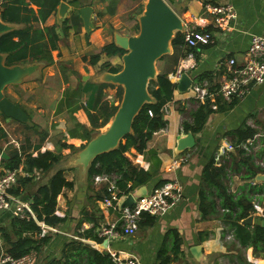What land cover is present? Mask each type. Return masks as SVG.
<instances>
[{
	"label": "crops",
	"instance_id": "1",
	"mask_svg": "<svg viewBox=\"0 0 264 264\" xmlns=\"http://www.w3.org/2000/svg\"><path fill=\"white\" fill-rule=\"evenodd\" d=\"M26 1L38 14V5L31 0ZM62 1L68 5L62 16L58 13L59 4L45 21L37 20L33 23L39 28L57 27L59 34L57 47L50 50L53 61L32 62L38 65V69L31 75L33 77L16 83L18 90L11 89L13 84L6 86L4 90L6 95L25 109L29 120L34 121L30 114L34 111L37 118L34 122L38 127L43 125L45 128L43 133H36L39 138L37 142L32 136L26 137V145L21 140V145L12 146L8 142L10 140L2 137L0 147L7 157H9L7 151L15 148L18 150L23 148L24 151L32 152L36 156L39 151H56L61 142L78 147L76 150L70 147L63 148L62 160L50 170H35L30 173L25 171L21 164L20 176L32 177V180L25 185H22L21 181L13 185L20 188L21 194L12 193L9 189L12 195L22 202H28L32 207V197L38 187L47 182L57 169L64 168L65 177L75 182L73 188L65 187L57 196L55 213L61 217L67 216L66 221L57 225H48L37 219L33 208L35 216L23 218L28 220L34 218L42 228L39 233L29 230L25 231L24 235L39 241L45 235L50 237L38 249L28 251L37 253L36 264H50L51 259L64 256L72 249L73 241L90 244L100 252L109 253L111 258L112 252H121L123 256L129 253L135 254L139 258V264H233L239 263V254L246 258L249 264H264V257L257 255L264 251L255 252L252 246H244L235 237H228L232 232H229L231 228H226L224 221L218 217L221 209L213 213L208 212L204 216L201 210L203 171L206 164L212 156L214 157L224 138L239 144L237 141L242 134L240 129L249 126L255 132L245 141L255 140V147L245 151V155L252 157V163L247 166L238 164L240 152L238 149L231 151L224 157L222 163L228 168L224 180L229 191L236 195L242 192L248 193L252 197V204L261 205L260 210L253 207L250 211L247 218L252 216L253 221L248 223L252 225L261 223L264 218V83L253 84L248 94L233 99L231 103L218 98L216 108L213 107L215 102L212 99L199 100L193 91L188 93L190 89L179 91L176 86L173 99L165 105L167 125L154 132L147 142L145 153H139L131 148L126 155L136 165L145 169L151 168L153 171L150 180L129 192L135 199L158 187L157 183L161 180L166 182L171 179H178L183 186L180 199L163 215L152 216L154 218L151 220L141 219L139 228L132 235L119 232L117 237L109 239L101 237L102 240L98 242L84 234L85 230L95 227L98 235L99 227L108 226L114 221L118 222L119 228L122 227L120 220L122 203L129 193L119 196V190L109 174L108 179L99 181L95 176L91 184L89 183L88 169L85 171L81 166L72 163L74 154L87 142L81 137L84 131L80 130L77 136H71L70 131L77 122L92 128L87 110L95 111L99 84L105 82L99 79L101 73L106 71L101 70L102 64L110 61L115 66H123L120 54L108 56L102 52L97 63L92 62V55L101 52L106 43L114 41L116 32L123 35L136 34V32H127V29L130 23H135V26H132L134 28L139 24V16L145 9L146 0H77V5L69 3L68 0ZM166 1L183 20V31L187 24H192L198 29L210 30L213 33V43L200 45L194 49L196 66L188 71L193 81L201 85L205 84L211 90L217 89L226 74L227 59L234 57L240 63L245 62L252 36L264 35V0ZM217 3H231L236 10L237 16L231 21L228 29L218 27L213 15L205 9L206 4ZM85 5L93 8L91 16L93 26L90 31L86 30L79 11ZM74 13H78L80 18H70ZM68 18L65 30L63 23ZM8 24L12 29L20 26L16 23ZM183 47L184 44H179L175 48L171 44L170 52L157 61L158 73L167 72L171 81L175 83H178V79L175 80L171 75L182 57ZM77 86L82 87L83 91L78 103L79 107L74 111L69 110L65 105L59 109L61 102L65 104L67 90L75 89ZM119 86L114 84L105 87L102 100L119 105L118 102L121 101ZM205 103H208L212 110L202 128L196 133L186 131L183 122H193V111ZM0 122L5 129L4 124L10 123V120L2 115ZM59 132H63L60 133L61 137L58 135ZM187 135H191V139L181 143V139ZM43 136L45 138L41 142ZM36 144L41 145L39 150L34 149ZM71 153L69 162L63 164L64 157ZM215 165L221 166L216 163ZM248 166L256 170L253 176L246 175L249 173ZM4 170L6 168L0 163V171ZM104 186H107L110 194L97 199L94 193L103 191ZM111 186L115 188L110 189ZM206 190L211 192L209 189ZM112 193L117 199H112L109 205L104 201L106 198H112ZM209 197L219 201L215 194L210 193ZM12 216L14 215L11 211L1 213L0 226L11 230ZM105 239L107 244H104ZM1 252L8 253L0 231ZM78 264H87V262L85 259H80Z\"/></svg>",
	"mask_w": 264,
	"mask_h": 264
},
{
	"label": "trees",
	"instance_id": "2",
	"mask_svg": "<svg viewBox=\"0 0 264 264\" xmlns=\"http://www.w3.org/2000/svg\"><path fill=\"white\" fill-rule=\"evenodd\" d=\"M38 5V14L36 10L29 6L26 0H3L2 8L0 10V17L4 22L11 24H19L9 31L0 34V52L5 55L4 63L8 66L16 64H27L32 62L44 61L45 63L52 62L50 50L57 47L56 41L59 39L56 26L39 28L34 26V21H45L52 12L56 10L62 0H31ZM69 3L77 5V0H68ZM70 18H80L78 13H74ZM69 18L64 21V28L67 29V22ZM136 30H139V24L136 25ZM17 38V39H16ZM172 46L177 47L179 44H184V36L182 31H177L175 37L171 42ZM190 50V48H188ZM106 53L108 56L126 52L125 49L118 46L111 41L106 43L101 52L92 55V62L97 63L100 59L101 53ZM184 53H182L183 55ZM165 56V55H164ZM162 56L160 59L164 58ZM122 68V65L115 66L110 61H105L101 70H109L117 72ZM114 85L113 83H100L97 92L95 111L87 110L92 128L77 122L75 127L70 131L71 136H77L80 130L84 131L81 137L85 140H90L95 132H99V128L109 123L114 116L119 105L111 103L108 100H102V94L105 87ZM177 83L171 81L167 72H160L156 78L151 79L149 83V92L153 97V101L147 102L140 109L133 122V131L127 134L120 142L118 147L108 152H103L97 155L91 162L88 168L89 183L93 177L99 174L111 175L112 181L119 190L118 195L122 196L128 194L138 185L146 183L153 175L151 168L145 169L136 165L127 155L126 152L134 148L139 153L147 151V142L152 138L155 131L164 128L168 120L165 118V105L174 97V91ZM82 87L77 86L75 89H69L66 92L65 104L60 103L59 109L64 105L71 111L79 107V100L82 96ZM123 87L119 86V97L122 98ZM233 102V101H232ZM231 103V102H230ZM24 109V108H23ZM25 110V109H24ZM211 107L208 103L199 105L192 113L193 122L184 121L183 127L186 131L191 133L198 132L204 125L207 117L211 112ZM152 112V114H151ZM6 118L7 116L1 112ZM24 123L27 128H33L38 132L37 124L31 122ZM254 129L247 126L240 129L239 144L244 142L247 138L254 134ZM7 138V131L3 128L0 122V139ZM45 136L41 138L44 141ZM60 147L56 151L46 150L34 156L32 152L24 151L23 148H17L7 151L9 157H2V149L0 147V163L6 169H16L23 164V169L27 172L33 173L35 170H50L55 164L60 162L63 158L61 150L70 147L72 150L78 149L73 144L61 142ZM237 144V143H236ZM85 144L81 145V148ZM40 144H36L34 149L39 150ZM149 150V149H148ZM240 152V159L237 160L240 165H248L252 163V157L245 155L246 152L242 148H238ZM154 153V151H152ZM235 165V163L233 164ZM249 173L247 176H253L256 172L254 168L247 167ZM227 165L216 166L214 157L212 156L206 164L203 171V185L201 191V210L202 215L208 212L213 213L221 209L218 215L224 221L227 227L231 228L234 237L244 246H252L255 252L264 251V226L261 223L254 225L245 221L250 211L253 210L252 197L248 193L235 194L229 191L224 178L227 175ZM65 169L59 168L51 176V178L41 184L36 193L33 195L32 208L36 213L38 220L45 222L48 225H57L66 221L67 216L61 217L55 213L57 196L61 193L62 189L73 188L75 182L68 180L64 175ZM3 171H0V175ZM115 175V177H113ZM32 180V177H19L22 185H25ZM165 180L157 183V186L162 185ZM90 186V185H89ZM209 189L211 192H207ZM12 193L21 194L20 188L11 187ZM210 193L215 194L219 201L217 202L214 197H209ZM110 191L107 186H104L103 191H96L94 196L98 199L108 196ZM96 199V200H97ZM207 200H209L207 202ZM148 212L143 213L142 221L147 219L151 220L154 217ZM11 230L7 227L0 226V231L5 240V249L9 254L20 256L25 254L31 249H38L42 244L47 242L50 237L43 236L40 241L34 239L29 235H24L25 231L40 232L42 228L34 218L23 219L14 217L10 219ZM86 236L97 240H102L95 232V227L85 230ZM68 245L70 243H67ZM72 249L64 256L51 259L50 264H78L80 259H85L87 264H116L109 253L100 252L98 249L93 248L90 244L73 241ZM83 255V256H82ZM239 256L240 264H249L250 262ZM81 257V258H80ZM164 264V263H162Z\"/></svg>",
	"mask_w": 264,
	"mask_h": 264
},
{
	"label": "water",
	"instance_id": "3",
	"mask_svg": "<svg viewBox=\"0 0 264 264\" xmlns=\"http://www.w3.org/2000/svg\"><path fill=\"white\" fill-rule=\"evenodd\" d=\"M67 7L65 2L60 3V16ZM79 11L86 30L90 31L93 26V8L85 5ZM183 28V20L166 0H146L145 9L139 16L138 32L134 35L115 33L114 43L126 50L122 54L123 66L117 72H102L99 79L122 86V98L107 128L94 134L85 146L74 154V165H79L87 171L97 155L115 149L121 140L133 131L136 115L145 103L153 101L148 87L150 80L158 75L157 61L170 52L172 39L177 31H183ZM11 29L12 26L0 18V34ZM4 58L5 55L0 52V111L7 117L26 123L29 121V115L19 103L6 95L4 90L6 86L20 83L30 77L38 69V65L30 63L8 66L4 63ZM192 82L193 78L184 72L178 79L179 91H187ZM190 139L191 135H187L181 139V143ZM2 156L7 157L5 152ZM135 200L134 195L129 193L122 207H131ZM245 221L252 222L253 217L250 216ZM261 224L264 226V218ZM104 244H107V239ZM257 255L264 257V252Z\"/></svg>",
	"mask_w": 264,
	"mask_h": 264
},
{
	"label": "built area",
	"instance_id": "4",
	"mask_svg": "<svg viewBox=\"0 0 264 264\" xmlns=\"http://www.w3.org/2000/svg\"><path fill=\"white\" fill-rule=\"evenodd\" d=\"M0 0V10L2 8ZM205 9L213 15L215 23L222 29H228L230 23L236 18V10L231 3L206 4ZM184 50L180 61L172 73L175 80L179 79L184 72L190 71L196 66V57L194 49L200 45H208L214 42V35L210 30L198 29L196 25L187 24L183 31ZM190 48V50H188ZM247 59L240 63L236 58L229 57L226 61V74L223 76L217 89L211 90L207 85L192 82L189 89H192L195 97L199 100L212 99L216 108L218 98L226 102H231L235 98H241L250 92L253 84L264 83V35L254 34L247 50ZM1 112V111H0ZM152 114V112H151ZM255 140H247L240 144H234L229 139L224 138L216 153L214 162L222 165L224 157L231 151L238 148L246 152L255 147ZM19 168L6 169L0 175V214L11 211L14 216L29 218L35 216L34 211L28 202H22L12 195L9 189L17 183L20 176ZM108 174L96 175V180L108 179ZM111 186L110 189H114ZM183 186L178 179H171L162 185L155 187L151 192L139 196L131 207L122 209L120 220L122 227L119 228L118 222L114 221L108 226H101L97 233L100 237L114 238L120 233L125 235L134 234L139 228V223L143 218V213L148 212L153 216H160L171 209L180 199ZM112 198H106L104 202L111 204L112 199H117L115 194ZM257 210L261 209L258 203L253 204ZM229 238L234 235L229 233ZM37 253L31 251L20 256H14L7 252L0 253V264H36ZM112 259L116 264H139L137 255L129 253L123 256L121 252H112ZM239 264V263H233Z\"/></svg>",
	"mask_w": 264,
	"mask_h": 264
},
{
	"label": "rangeland",
	"instance_id": "5",
	"mask_svg": "<svg viewBox=\"0 0 264 264\" xmlns=\"http://www.w3.org/2000/svg\"><path fill=\"white\" fill-rule=\"evenodd\" d=\"M135 23H133V24H129V26H128V29H127V32H138V31H136V28H134V27H132L133 25H134ZM135 26V25H134ZM30 77H33V76H30ZM17 84H13V86H12V88L11 89H13V90H18V88H17ZM192 89H190L189 91H188V93L190 92V93H192ZM194 93V92H193ZM120 103V101L118 102V104ZM28 109H30V108H28ZM31 114V116H32V119H34V121H35V113H34V111H32V113H30ZM1 117H2V113L0 112V119H1ZM8 120H10V123H6V124H4L5 125V129H6V131H7V140H10V141H8V142H10L9 144L10 145H15L16 146V144L17 145H21V140H23V142L25 143V145L27 144V141H26V137H28V136H32L33 138H34V140L37 142L38 141V136L36 135V133H43V131H44V129L45 128H43L44 126L42 125V126H39L37 129H38V132H36V130L35 129H33V128H27L24 124H22V123H20V122H18V121H16L15 119H13V118H11V117H6ZM37 119V118H36ZM34 121H31V122H33V123H35ZM111 121V120H110ZM109 121V122H110ZM36 124V123H35ZM109 125V123L108 124H106L105 126H103V127H101V128H99V131L101 132V131H104L106 128H107V126ZM60 133H63V132H59V134L58 135H60V137L62 136V134H60ZM96 133H98V132H95V134ZM61 140V139H60ZM59 140V141H60ZM18 143H17V142ZM32 142H33V139H32ZM72 153H74V152H72ZM72 153L71 154H69V155H67L66 157H64V161H63V164H65V163H68L69 162V160L71 159V155H72Z\"/></svg>",
	"mask_w": 264,
	"mask_h": 264
}]
</instances>
